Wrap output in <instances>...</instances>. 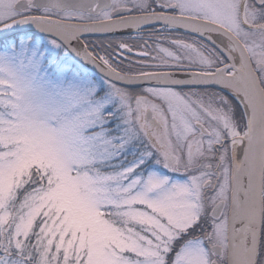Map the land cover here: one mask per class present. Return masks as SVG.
<instances>
[{"label": "snow or ice", "instance_id": "1", "mask_svg": "<svg viewBox=\"0 0 264 264\" xmlns=\"http://www.w3.org/2000/svg\"><path fill=\"white\" fill-rule=\"evenodd\" d=\"M0 264H264V0H0Z\"/></svg>", "mask_w": 264, "mask_h": 264}]
</instances>
